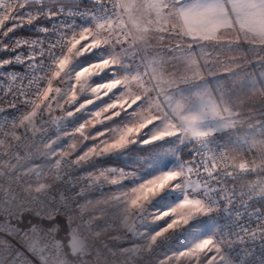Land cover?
Listing matches in <instances>:
<instances>
[{
    "label": "rangeland",
    "instance_id": "obj_1",
    "mask_svg": "<svg viewBox=\"0 0 264 264\" xmlns=\"http://www.w3.org/2000/svg\"><path fill=\"white\" fill-rule=\"evenodd\" d=\"M110 1L112 4L110 5L108 18L103 21H88L80 28L79 33L70 46L78 45L79 42H85L82 50L91 53L93 46L96 44L97 40H99L101 43L96 53L86 55L74 61L73 65L70 66L73 73L72 75L56 77L53 74L49 82L53 88L51 93L52 99L50 100L51 107L47 113L43 114V126L38 123L36 127H31L33 132L30 141L26 145L25 151L26 156L29 158V165L45 164L67 156L78 158L80 154L93 148L96 151H100L102 142L104 141L105 131L108 129L111 131L114 130L110 132V134H113L115 139L117 134L116 131L125 126L136 125L138 123L143 124L145 127L148 125L155 126V122H150L151 117L157 120L163 117L166 125L173 129H177L176 132L180 135L182 132H185L186 128L189 126L192 127V124L185 120V117L191 109L195 111L197 103H207L208 107L204 110V114L209 113L205 118V123L201 126H197L198 131L200 132L206 129L208 134H223L225 145L232 162L237 165L247 166H255L264 163V77L263 79H258V81L255 79V82H257L255 87H258L257 89L260 90V92L254 91V88L251 87L248 91L250 96L245 97L244 95L240 97L244 99L248 98L245 109H251V111L249 110L246 116L242 112L243 102H240V106L238 107L240 113L236 116L232 115L234 114L233 106L240 101L234 100L238 97H230L231 100L228 101L230 102L228 103L219 99L213 91V96L210 101L205 102L201 97H208V94L204 93L199 86L189 85L188 83L184 84L183 82L186 81L185 78L187 79V77L183 74H186V72L185 70L178 69L176 66L179 63L189 61H196L201 64V58L195 49H191L192 51L189 48L184 50L185 48L181 49L178 48L179 46L175 45V42L169 37V32L173 31L171 23H166L163 19L154 21L152 17H160L159 15L163 13L172 12V10L176 9V4L179 3V1ZM198 1L202 2L203 0ZM15 2L19 4L17 0ZM60 2H71V0H46L43 5L45 11H43L38 21L48 19L47 10L49 9L52 10L51 15L54 16L56 14V7H63L65 11L73 7L68 4H59ZM21 4L18 5V12H20L19 9L23 10L26 8L24 3ZM191 6L192 5L187 6V9H190ZM30 8H33V10L37 9L32 5L29 6V9ZM258 9H260V7H258ZM190 12H192L191 9L189 13ZM241 13L246 12L243 10ZM123 15L127 23H124ZM16 17L17 19L9 20L10 22L0 19V29H3L5 25L15 26L19 24H24L26 29L30 28L27 24L28 21L18 23L21 16L17 15ZM130 21L133 35L129 38L124 37L123 41H117V34L123 31L125 25L126 28H129ZM232 24H237L236 29L241 31V35L250 31L247 37L260 36L261 33H259V31L264 30L263 21L248 22L242 20ZM133 36H135L136 39H134ZM89 37H91V39H88ZM11 38L10 34V38L6 40L5 43L8 44ZM2 39H4V36L0 33V40ZM263 53L264 50L261 49L259 56L264 57ZM95 61H102L106 66H108V63L112 65L115 64V77H120L124 73L127 74V70L135 66V70L139 73L141 78L135 81L118 79L117 86L116 84H110V88L103 90L104 92L112 91L114 94L102 98L101 93L94 92L92 89L94 85L107 81V74L95 77L83 90L75 74L80 68L86 65H92ZM94 70L100 71V69ZM187 73L191 76V74H194V71L189 69ZM110 76L112 77V75ZM49 83L45 88L49 86ZM121 88L124 95L119 97V93L122 91L120 90ZM225 103L229 104V109ZM113 106H115V110H113V113L111 112L112 114L110 113L109 116H115L116 112L124 114L116 119L108 118L105 108L109 111ZM97 112L100 113L99 117L96 115ZM65 113H78V116L73 122L68 123L62 129H56L54 127V119L58 117V115ZM170 114H172L175 120ZM217 116H219V118ZM35 119L39 121V116ZM81 124L84 125L82 134L81 131H78ZM93 125H95V127H93ZM181 127L184 131H182ZM37 129H39V131H37ZM189 143H185L181 147V158H186L184 148ZM72 145H75V149ZM133 146L134 144H131L125 148L126 152H124L123 155L124 159H121L129 165V168L127 167L125 169H128L131 174H133V178L131 175V178L127 182L105 189L108 190L120 186L119 193L122 194L121 197L124 196L123 190L130 189L162 173V168L158 167L154 168V171L159 170L156 174H151L146 167L140 170L138 165V163L142 161L140 153L148 149H137V147ZM93 159L95 162H98L106 158H101L100 155L99 158L93 157ZM175 195V192H169L166 195H162V197H157L150 205V208L158 212L167 211L179 202V199ZM86 204L87 202L83 199L81 208L84 211H86L87 208ZM100 205H102V203L98 202L94 208L95 212H98V214H100ZM106 211L102 212L104 216H107ZM112 215L114 214L112 213ZM118 216L122 217L125 221V213L121 212ZM110 217L114 216L110 215ZM202 219L211 223L209 217H204ZM168 220L169 218L165 217L164 220L147 225L146 231L148 235H150L149 231L153 232L151 234H154L156 231L161 230ZM130 222L131 218H129L126 223L128 224ZM63 223L67 227H65L66 230L64 231L62 227H59V224L48 225L49 229L47 231L40 228L42 225L39 226V231H36V228H34L35 231L32 230L36 235L44 236L47 239L49 246V264H64L66 261H69L71 256L74 257L76 254L80 253V241L73 234L71 227L67 223ZM112 224L113 226L111 222L105 220L102 230L93 229V227H91L98 238L106 240L120 236L126 227L124 225H117L114 222H112ZM183 232L184 237L181 242L169 253L162 255L163 258L179 253L191 247L201 238L211 234L210 232H203L191 227L183 229Z\"/></svg>",
    "mask_w": 264,
    "mask_h": 264
},
{
    "label": "snow or ice",
    "instance_id": "obj_2",
    "mask_svg": "<svg viewBox=\"0 0 264 264\" xmlns=\"http://www.w3.org/2000/svg\"><path fill=\"white\" fill-rule=\"evenodd\" d=\"M45 2L46 0H39V3L37 0H32V6H35L38 11L35 13V19L28 22L29 27H35V30L43 35L32 36L25 31L24 24L5 25L3 29H0V33L4 36V39L0 40V52L14 53L10 57L0 59V128L5 123L14 125L17 120L21 126L27 125L34 128L38 123L43 126V114L47 113L51 107L53 88L51 83L47 88L43 87L41 77L45 71L43 67L45 58L41 50L44 49L46 36L49 37L51 46L54 47V42L59 39V35L56 34V21L50 9L47 10L50 26H35V21L40 19V12L45 11L43 8ZM71 2L79 3V0H71ZM58 11L65 10L59 9ZM68 13L71 15L74 11L69 9ZM18 32L19 35H16ZM10 34L14 45L11 48L5 43L10 38ZM73 39H75L74 35ZM84 43L79 42L78 45L69 47L67 54L56 60L54 76L72 75L70 66L74 61L86 55L95 54L101 42L97 40L91 53L82 50ZM37 45L40 47L38 48ZM28 57H33V59H28ZM94 69H100V71ZM108 71L109 69L102 61H95L92 65L80 68L75 74L83 90L95 77L105 75ZM107 88H110V82L104 81L94 85L92 90L101 93L103 98L114 94L112 91H103ZM17 101L20 103L18 104ZM107 111L108 109L105 108V112ZM122 114L124 113L116 112L115 116H110V118L116 119ZM96 115L99 117L100 113L97 112ZM37 116H39V121L35 119ZM83 127L84 125L81 124L78 129L81 134ZM150 129H154L153 135L147 139H141L145 131ZM157 136L162 142L166 134L158 132L152 125L145 127L138 123L125 126L118 130L111 143H106L100 151L93 148L80 154L79 160L87 162L93 157L99 158L101 153L109 155L119 152L138 141L142 146L152 144L157 142ZM72 147L75 149V145ZM175 158L178 161L176 170L163 172L130 189L123 190L124 196L117 198L112 204L113 214L125 213V222L131 218V222L121 233L122 239L118 241L120 250L132 249V252L127 253V256L131 257L130 264H148V257L161 238H167L174 232L189 227L211 234L179 253L158 260L157 264H264V208L255 206L257 203L264 202V196L238 199L237 185L233 183L229 186L228 184L229 180H235L237 176L220 177L214 173L212 176H204L201 169L205 165V160L199 151L195 157L190 152L186 158H181L179 155ZM56 163L59 166L60 161L57 160ZM185 168L195 169L199 173L195 179L200 181L202 186L193 187L190 179L185 181L183 172ZM107 171L120 172L124 177L119 181L114 177H107L111 186L121 184L128 178V174L123 169ZM213 178L215 183L212 182ZM87 187L91 191L94 187H103V185L98 179L95 185L89 183ZM177 190L183 196L175 206L163 212L153 211L150 208L157 197ZM78 195H84L83 189ZM103 202L109 203L107 200ZM165 217L169 218L166 225L154 234L148 235L146 226L164 220ZM204 217H209L211 223L203 220ZM0 243L5 242L0 241Z\"/></svg>",
    "mask_w": 264,
    "mask_h": 264
},
{
    "label": "built area",
    "instance_id": "obj_3",
    "mask_svg": "<svg viewBox=\"0 0 264 264\" xmlns=\"http://www.w3.org/2000/svg\"><path fill=\"white\" fill-rule=\"evenodd\" d=\"M111 4L110 0L79 1L72 7L74 14L71 15L68 11H58L64 9L63 7H56V14L53 17L59 39L55 40L53 47L46 36L44 49L41 50L45 58L43 64L45 71L41 77L44 88L53 76L56 60L66 55L75 40L73 35L76 37L80 28L88 21L107 19ZM16 7L14 0L0 1V19L9 18ZM61 21L63 23H60ZM50 23L49 19H42L36 21L35 26L49 27ZM26 31L34 37L43 35L36 31L35 27H30ZM8 45L10 48L14 46L13 37L8 41ZM12 55L14 53L11 51L1 52L0 59ZM77 116L78 113L60 114L54 119V127L62 129ZM32 132L31 127L21 126L19 120L14 125L5 123L0 128V241L5 242L0 243V264H49L47 239L44 236L33 235L21 227L27 215L39 220L60 219L71 227L73 234L80 241V255L86 262L66 261L64 264H130L131 257L127 256V253L132 252V249L118 248V241L122 239V235L106 240L99 239L91 228L88 215L81 208V202L86 196L110 187L107 177H114L117 181L124 178L120 172L107 170L123 169L128 178L121 184L131 178V172L122 167L96 166L93 159L84 162L68 156L58 159L59 166L55 160L43 163L37 169L29 167V158L25 151ZM197 151L202 153L205 160V165L201 169L204 176H212L214 173L220 177H238L228 181L229 186L233 183L237 185L238 199L264 196V163L255 166L234 165L230 160L223 134L191 142L184 148L186 157L190 152L195 157ZM183 172L186 180L190 179L196 187L202 186L200 181L195 179L199 174L195 169L185 168ZM98 179L103 187H94L89 191L87 185L89 183L95 185ZM212 182L215 183L214 178ZM82 189L84 195H78ZM255 206L264 208V202ZM183 237L184 232L180 230L167 238H161L148 257V264L169 253Z\"/></svg>",
    "mask_w": 264,
    "mask_h": 264
},
{
    "label": "crops",
    "instance_id": "obj_4",
    "mask_svg": "<svg viewBox=\"0 0 264 264\" xmlns=\"http://www.w3.org/2000/svg\"><path fill=\"white\" fill-rule=\"evenodd\" d=\"M17 1L19 4L24 3V5H32V0ZM177 1H179V3L176 4V9L172 10V12L163 13L159 15L160 17H152L154 21L163 19L166 23H171L173 31L169 32V37L173 40V42H175V45L179 46L178 48L181 49L185 48L184 50L187 48L190 50L195 49L201 58V64L196 61H189L176 65L178 69L185 70L186 72V74L184 73L183 75H185L187 79L185 78L186 81L183 83L199 86L204 93L208 94V97L200 96L205 102L210 101L211 97L213 96V91L216 93L219 99L224 102L230 101V97L232 96L238 97L234 99L236 101H240L233 106L234 114L232 115L236 116L238 113H240L238 107L240 106V102H243L242 112L246 116L249 113L248 111H251V109H245L248 98L244 99L240 97L244 95L245 97L250 96L248 91L251 89V87L254 88V91L260 92V90L257 89L258 87H255L257 85L255 79L258 81V79L260 80L264 77V57L259 56L261 49L264 50V30L259 31V33H261L260 36L247 37L250 31H245L247 33L241 35V31L236 29L237 24L234 25L232 23H237L238 21L240 22L242 20L248 22H264V0H203L202 2L198 0ZM37 2H39V0H37ZM19 4L17 3V11H15L9 18L5 20L10 22L9 20L17 19V15L21 16L18 23L34 20L35 13L38 11V9L34 8L36 10H33V8L29 9V7H27L23 10L19 9L20 12H18ZM190 5H192L190 8L192 12L189 13L190 9H187V6ZM258 7H260V9H258ZM243 10L246 13H241ZM42 14L43 11L40 12V16H42ZM124 18L125 17L123 15V19ZM124 23H127L125 19ZM131 31L133 30L131 29L130 21L129 28H126L125 25L123 31L117 34V41L120 42V40L123 41L124 37L129 38L132 36L133 34ZM133 38L136 39L135 36H133ZM107 68H109L107 73V81H109L110 84H116V86L118 85V79L135 81L141 78L139 73L135 70V66H132L130 70H127V74L124 73L120 77H115V64L112 65L108 63ZM189 69L194 71V74H191V76H189V73H187V70ZM110 75H112V77ZM120 90H122V88ZM123 95L124 92L122 90L119 93V97ZM225 105H227L229 109V104L225 103ZM207 107V103H197L195 106V111L192 109L190 110V112L185 117V120L192 124V127L189 126L186 128L185 132H182L180 135H178L176 132L177 129H173L166 125L163 117L159 116V120L151 117L150 122H155L156 124L155 126H152H154L158 132L165 133L166 136L162 142H160V137L157 136V142L155 143H149L142 146L138 141L134 144L133 147H137V149H148L140 153L142 161L138 163L139 169L143 170L146 167L151 174H156L159 171H154L155 167L162 168V173L169 170H176L178 167V161L175 156H180L181 147L185 143L193 142L213 134H208L206 129L200 132L197 129L198 125L201 126L205 123V118L209 114H204V110L207 109ZM112 111L113 108L106 112L108 118L110 117L109 114ZM170 115L172 116V114ZM217 117L219 118V116ZM113 131L114 130L111 131L108 129L104 132V141L102 142L101 148L104 147L106 143H111L112 140H114L113 134H110V132ZM153 131L154 129L146 130L143 136H141V139H147L149 136L151 137L153 135ZM182 131H184L183 128ZM117 132L118 130L116 133ZM124 152H126L125 149L109 155L101 153V158L124 159ZM232 163L237 165L234 162ZM41 165L43 164H28L29 167L31 166L35 169L40 168ZM185 181L188 180L185 179ZM191 184L193 187H196V185L192 182ZM119 189L120 186L100 191L84 198V201L87 202V212H85L90 216L88 217L91 222L90 225L93 227V229L102 230L103 222H105V220L111 222L112 226V222L117 225H124L126 227L128 226V224L122 219V217H119L118 214L112 215V204L116 202L117 198L122 196V194L119 193ZM175 193V196L180 201L183 194L179 190L175 191ZM104 200L109 201V203L105 204L103 202ZM98 202L102 203V205H100V214L95 212L94 209ZM104 211H106L107 216H104V213H102ZM110 215L114 217H110ZM121 220L124 224L121 222ZM149 232L150 235L153 233L151 231ZM161 258H163L162 255L158 257L152 264H157V261L161 260Z\"/></svg>",
    "mask_w": 264,
    "mask_h": 264
},
{
    "label": "trees",
    "instance_id": "obj_5",
    "mask_svg": "<svg viewBox=\"0 0 264 264\" xmlns=\"http://www.w3.org/2000/svg\"><path fill=\"white\" fill-rule=\"evenodd\" d=\"M59 4H68V5H72L74 6L76 3L74 2H60ZM17 11V7L14 10V12ZM13 12V13H14ZM27 29H25L26 31ZM19 35V32L16 34ZM96 166H120L123 168H129V165H127V163L121 159H111V158H106V159H102L101 161L95 162ZM44 222V223H42ZM63 220L60 219H49V220H39L36 217L32 216V215H27L24 217V222L21 225V227L23 229H26L27 231H29L30 233H32L33 235H36L33 231L34 228H36V231H39V226H41L40 228L44 231H47L49 229L48 225H58L59 227H62L63 231L66 230L65 229V224L63 223ZM69 227V226H68ZM67 228V227H66ZM70 228V227H69ZM33 230V231H32ZM38 236V235H36ZM69 261H77V262H86L82 256L80 255V253L76 254V256L74 257H70Z\"/></svg>",
    "mask_w": 264,
    "mask_h": 264
}]
</instances>
